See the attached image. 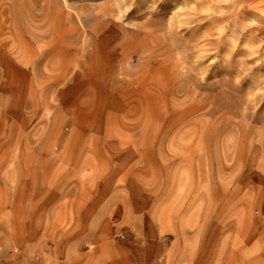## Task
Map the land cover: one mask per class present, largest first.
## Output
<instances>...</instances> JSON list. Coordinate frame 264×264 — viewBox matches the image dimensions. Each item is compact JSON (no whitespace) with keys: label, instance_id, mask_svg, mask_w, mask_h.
<instances>
[{"label":"rangeland","instance_id":"rangeland-1","mask_svg":"<svg viewBox=\"0 0 264 264\" xmlns=\"http://www.w3.org/2000/svg\"><path fill=\"white\" fill-rule=\"evenodd\" d=\"M0 264H264V0H0Z\"/></svg>","mask_w":264,"mask_h":264},{"label":"bare ground","instance_id":"bare-ground-1","mask_svg":"<svg viewBox=\"0 0 264 264\" xmlns=\"http://www.w3.org/2000/svg\"><path fill=\"white\" fill-rule=\"evenodd\" d=\"M104 15V14H103ZM96 16V15H95ZM104 18V17H103ZM68 31V30H67ZM63 41V40H62ZM58 42H59V40H58ZM123 75V74H122Z\"/></svg>","mask_w":264,"mask_h":264}]
</instances>
